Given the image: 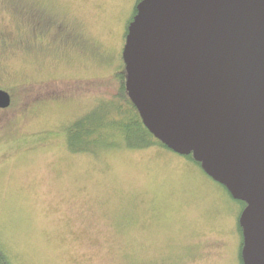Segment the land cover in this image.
I'll return each mask as SVG.
<instances>
[{"label":"rangeland","instance_id":"374dc122","mask_svg":"<svg viewBox=\"0 0 264 264\" xmlns=\"http://www.w3.org/2000/svg\"><path fill=\"white\" fill-rule=\"evenodd\" d=\"M137 0H0V249L11 264H240V206L166 148L71 154L119 88Z\"/></svg>","mask_w":264,"mask_h":264},{"label":"water","instance_id":"95a60500","mask_svg":"<svg viewBox=\"0 0 264 264\" xmlns=\"http://www.w3.org/2000/svg\"><path fill=\"white\" fill-rule=\"evenodd\" d=\"M121 59L143 126L245 204L240 259L264 264V0H139Z\"/></svg>","mask_w":264,"mask_h":264},{"label":"trees","instance_id":"16d2710c","mask_svg":"<svg viewBox=\"0 0 264 264\" xmlns=\"http://www.w3.org/2000/svg\"><path fill=\"white\" fill-rule=\"evenodd\" d=\"M123 68L121 67V70L115 74L119 80V88L116 95L109 101L97 103L88 112L74 119L65 128L64 147L67 152L98 156L102 152L122 148L129 150H143L150 147L166 148L143 126L136 108L130 102L124 88L125 73ZM183 158L199 167V164L191 156H183ZM219 187L230 197L221 185ZM233 201L240 206V211L245 206L240 201ZM237 227L241 237V230L238 224ZM241 243L242 237L239 249L241 248ZM238 259L240 264H242L240 255ZM0 264H11L1 249Z\"/></svg>","mask_w":264,"mask_h":264},{"label":"flooded vegetation","instance_id":"af4514ba","mask_svg":"<svg viewBox=\"0 0 264 264\" xmlns=\"http://www.w3.org/2000/svg\"><path fill=\"white\" fill-rule=\"evenodd\" d=\"M11 102H12V98H11ZM239 255H240V249H239Z\"/></svg>","mask_w":264,"mask_h":264}]
</instances>
